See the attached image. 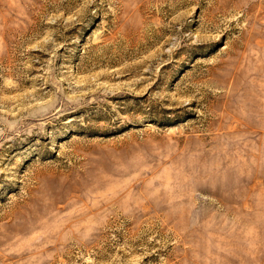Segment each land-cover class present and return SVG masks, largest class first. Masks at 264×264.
Masks as SVG:
<instances>
[{
	"label": "rangeland",
	"instance_id": "obj_1",
	"mask_svg": "<svg viewBox=\"0 0 264 264\" xmlns=\"http://www.w3.org/2000/svg\"><path fill=\"white\" fill-rule=\"evenodd\" d=\"M0 264H264V0H0Z\"/></svg>",
	"mask_w": 264,
	"mask_h": 264
}]
</instances>
